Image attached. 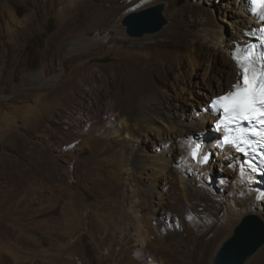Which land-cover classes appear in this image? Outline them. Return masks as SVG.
Segmentation results:
<instances>
[{
    "label": "rangeland",
    "instance_id": "1",
    "mask_svg": "<svg viewBox=\"0 0 264 264\" xmlns=\"http://www.w3.org/2000/svg\"><path fill=\"white\" fill-rule=\"evenodd\" d=\"M220 1L134 0L120 9L123 32L94 46L81 31L106 11L94 6L100 0H0V264L214 263L235 226L254 214L228 210L242 196L230 192L237 185L229 173L184 191L181 148L165 129L167 114L181 109L165 113L161 90L154 106L129 100L143 64L161 53L152 43L168 29L188 42L172 95L202 76L189 63L202 42L193 40L194 18L225 24ZM151 6L161 7L162 28L128 37L122 19ZM263 255L264 244L244 264Z\"/></svg>",
    "mask_w": 264,
    "mask_h": 264
},
{
    "label": "bare ground",
    "instance_id": "2",
    "mask_svg": "<svg viewBox=\"0 0 264 264\" xmlns=\"http://www.w3.org/2000/svg\"><path fill=\"white\" fill-rule=\"evenodd\" d=\"M132 1L134 0H100L94 6H105V3L107 5L106 11L98 16L92 25L81 32L87 36L89 42L94 46L105 43L111 31L115 34L123 32V29L120 28V30L117 25L121 15L120 9ZM219 4L221 15L226 19L225 24L215 25L209 16L200 17L199 14V17L194 18L193 40L195 42L202 40V42L200 45H196L194 50L190 51L189 63L192 66L191 71L200 67L203 70L202 76L200 74L197 75V79L191 83L189 88H180L176 97L172 95L178 88V83L176 82L178 77L176 76H183L186 73L187 60L179 53L188 49V42L185 38L176 36L171 32L172 30L168 29L170 33L167 30L163 33L160 41L152 43L155 46H159L161 53L152 56L148 62L143 64V78L141 84L139 83L140 86L130 93V106L139 97L148 99L149 104L153 105L156 102L158 92L161 90L162 96L159 99L157 98V102L159 101V105L164 107L165 113L175 108H180L182 111L179 117L174 112L168 113L169 115L167 114L168 120L165 122V129L171 139L169 141L171 145H176L175 142H178L181 148L182 155L180 163L176 167V172L179 176V183L185 186L184 191L188 189L192 190L196 187L202 177L206 180H212L211 174H215L216 172L232 174L234 178H232V185L237 186L229 190L233 195L239 196L242 194V196L230 201L228 210L233 212L238 208H247L251 214H254L264 222V194L260 196L254 190L257 188V179L242 169L241 157L239 155L232 152L229 148H225L221 154L214 151L208 163L202 168L197 167L195 163L190 161L187 155L189 146L192 144L191 140L193 139V141L202 140L204 142L203 151L211 148L210 145L215 139L210 129L206 127V124L209 122L211 125L213 118H210L208 113H203L201 108L207 106L213 97L231 90L232 85L238 78L237 70L229 57L231 40L242 37L244 29H249L253 24L252 18L246 14L243 0H223V2L221 0ZM204 11L209 14L213 10L206 11L205 9L200 10L198 8L196 13L199 12L204 15ZM84 14H80L77 20H83ZM170 16L176 20L178 19V25L184 27V23L182 22L184 16L180 15L178 11H172ZM111 17H115L116 22L110 23V25H113L103 30ZM170 24H173L172 20ZM133 79L131 80L133 81ZM175 102L179 103V105H176ZM182 105H184L183 108ZM187 106L190 107V112L187 111ZM220 182H222L220 186L224 187L226 191L228 179H221ZM200 193L208 194L205 186H203ZM221 207V203H218V211L222 209ZM134 252L135 258L143 257L141 250L135 249ZM195 259L197 260V257ZM263 262L264 255L261 256L259 264ZM145 264L155 263L152 260H147Z\"/></svg>",
    "mask_w": 264,
    "mask_h": 264
},
{
    "label": "snow or ice",
    "instance_id": "3",
    "mask_svg": "<svg viewBox=\"0 0 264 264\" xmlns=\"http://www.w3.org/2000/svg\"><path fill=\"white\" fill-rule=\"evenodd\" d=\"M249 3L253 12L264 20V0H249ZM254 48V45L250 46L246 54L237 60L240 69L239 79L232 85V90L217 96L212 101V108H218L222 112V117L216 125L218 129L223 126L225 131L229 132L230 122L238 124L241 121L264 126V52L257 57ZM259 134L264 136V132ZM245 135V131L240 130L237 137L225 135L224 142L232 144L234 139H238L240 143H244ZM200 148L199 144L195 145L191 153L193 158H196ZM206 161L207 156L201 162Z\"/></svg>",
    "mask_w": 264,
    "mask_h": 264
},
{
    "label": "water",
    "instance_id": "4",
    "mask_svg": "<svg viewBox=\"0 0 264 264\" xmlns=\"http://www.w3.org/2000/svg\"><path fill=\"white\" fill-rule=\"evenodd\" d=\"M128 37H141L159 31L164 19L160 6H151L127 14L122 19ZM264 244V222L246 215L216 252L213 264H244Z\"/></svg>",
    "mask_w": 264,
    "mask_h": 264
},
{
    "label": "built area",
    "instance_id": "5",
    "mask_svg": "<svg viewBox=\"0 0 264 264\" xmlns=\"http://www.w3.org/2000/svg\"><path fill=\"white\" fill-rule=\"evenodd\" d=\"M69 168H70V173H72L73 165H70ZM70 178L73 179V177H71V176H70Z\"/></svg>",
    "mask_w": 264,
    "mask_h": 264
},
{
    "label": "clouds",
    "instance_id": "6",
    "mask_svg": "<svg viewBox=\"0 0 264 264\" xmlns=\"http://www.w3.org/2000/svg\"><path fill=\"white\" fill-rule=\"evenodd\" d=\"M210 132H211V130H210ZM211 134L213 135V133L211 132ZM214 136V135H213ZM194 140V139H193ZM200 141V140H199ZM193 142V141H192ZM203 142V141H202ZM213 154V153H212Z\"/></svg>",
    "mask_w": 264,
    "mask_h": 264
}]
</instances>
